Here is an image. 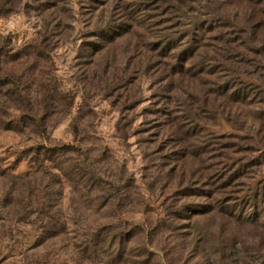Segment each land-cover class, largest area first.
Returning a JSON list of instances; mask_svg holds the SVG:
<instances>
[{
    "label": "rangeland",
    "instance_id": "1",
    "mask_svg": "<svg viewBox=\"0 0 264 264\" xmlns=\"http://www.w3.org/2000/svg\"><path fill=\"white\" fill-rule=\"evenodd\" d=\"M0 37V264H264V0H14Z\"/></svg>",
    "mask_w": 264,
    "mask_h": 264
},
{
    "label": "trees",
    "instance_id": "2",
    "mask_svg": "<svg viewBox=\"0 0 264 264\" xmlns=\"http://www.w3.org/2000/svg\"><path fill=\"white\" fill-rule=\"evenodd\" d=\"M13 6H14V0H8V1H5V0H0V18L2 17V16H4V15H6V14H8V13H10L11 12V10H12V8H13ZM2 39L3 38H1L0 37V47H1V43H2ZM3 50H1V48H0V60H1V58L3 57ZM13 55H10L7 59L8 60H10L11 62H14V61H17L20 57L18 56L19 55V53L17 54V53H12ZM4 55H7V54H4ZM0 65H1V61H0ZM0 79H1V77H0ZM2 82L0 83V85H2V86H12V85H17L18 84V79H16L15 78V75H9V74H5L4 75V77H3V80H1ZM28 99H29V97H28ZM30 116H31V118L34 120L36 117H34V116H32L31 114H30ZM31 119V120H32ZM41 119H42V117H41ZM21 123H22V121H20ZM18 127V124L16 123L13 127H8V128H6L7 130H13L14 131V129H18L17 128ZM47 150H40L39 148H36L35 150H32L31 151V156H33L34 155V158H35V161L37 162V163H39V166L40 167H42V170H36V172L35 173H42L43 172V169H44V164H46L47 162H49V163H52L53 161V159H54V157L55 156H62V149H60V148H58L57 150H51V152H50V156L49 155H47ZM52 156H53V159H51L52 158ZM30 162H31V164L33 163V160H32V157H31V160H30ZM54 168H56V167H54ZM56 170H58V172L60 171L58 168H56ZM54 176L58 179L59 177H62L63 175H61L60 174V176H58L57 174H54ZM95 177H94V175L92 174L89 178H88V180H87V182H91V183H94V181L96 180V179H94ZM98 180V179H97ZM31 185L30 184H25V185H23L22 186V188H24L26 191H28V193L29 194H31L33 191H31L30 189H32L31 187H30ZM33 187V186H32ZM64 229V227H63V225H58V224H52L51 225V230L53 231V232H55V234L57 233V234H61L62 233V230ZM99 235V234H98ZM96 237L98 238V236L96 235ZM106 237V239H107V235L105 236ZM118 251L119 250H121L119 247H118V249H117ZM116 250V252H118ZM119 253V252H118Z\"/></svg>",
    "mask_w": 264,
    "mask_h": 264
}]
</instances>
